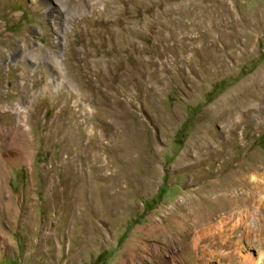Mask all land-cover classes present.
<instances>
[{"label":"rangeland","instance_id":"1","mask_svg":"<svg viewBox=\"0 0 264 264\" xmlns=\"http://www.w3.org/2000/svg\"><path fill=\"white\" fill-rule=\"evenodd\" d=\"M0 264H264V0H0Z\"/></svg>","mask_w":264,"mask_h":264},{"label":"bare ground","instance_id":"2","mask_svg":"<svg viewBox=\"0 0 264 264\" xmlns=\"http://www.w3.org/2000/svg\"><path fill=\"white\" fill-rule=\"evenodd\" d=\"M53 8H54V7H53ZM54 9H55V8H54ZM51 10H53V9H51ZM51 13H52V12H51ZM54 13H55V12H54ZM246 23H247V22H246ZM232 24H233V27H234V28H237V27L239 26V23H238V22H233ZM246 25H247V24H246ZM226 27H227V26H226ZM253 27H254V26H253ZM117 32H118V31H117ZM240 37H242V34H239V33H238L237 38L239 39ZM100 76H101V75H100ZM228 112H229V111H227V114L225 113V116H227L228 118L225 117L224 115H222V118H223V119H225V120H228V119H229ZM231 116H232V115H231ZM222 118H221V119H222ZM126 156H127V155H126ZM128 160H129V159H128ZM123 162H124V161H123ZM118 170H119V169H118ZM115 181H116V180H115ZM116 191H117V190H116ZM117 192H118V191H117ZM117 192H115V193L117 194ZM112 193H113V192H112ZM117 198H118V197H117ZM56 204H57V203H56ZM188 217H189V216H188ZM194 245H195V246L198 245L197 241L194 242Z\"/></svg>","mask_w":264,"mask_h":264}]
</instances>
